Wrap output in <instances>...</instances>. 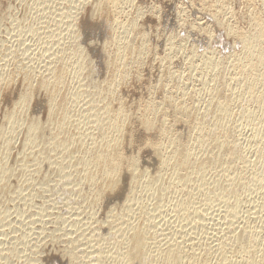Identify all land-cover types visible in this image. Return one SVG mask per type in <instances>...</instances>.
<instances>
[{"label":"rangeland","instance_id":"rangeland-1","mask_svg":"<svg viewBox=\"0 0 264 264\" xmlns=\"http://www.w3.org/2000/svg\"><path fill=\"white\" fill-rule=\"evenodd\" d=\"M96 1L0 0V81H4L0 82V169L2 170V165L5 164L9 166V170H13L11 173L14 172V175L10 173L9 179L6 177L9 190L0 187L3 191H0V264H138L131 262L124 252V237L134 224L136 227L144 225L142 228L147 229L148 233L151 232L148 236L153 233L149 245L152 249H158L167 237L178 247L183 245L180 247L184 248L183 255L190 256L188 253L196 250L197 254H200L201 251L207 249V252L211 248V253H208L214 263L246 264L244 256L231 253L230 248L221 244L226 236L232 235L233 227L238 225L240 227L234 230L249 226L254 228L253 230L256 229L260 236H264V112L262 114L259 106L264 102V91H260L262 88L264 90V71L259 67V70L263 71L262 79L260 77L262 84L258 80L257 86L254 87V90H257H252V94L247 86L248 71H244L247 66L242 60L246 49L244 51V43L242 44L240 39V33L257 32L255 25L258 20L260 21L257 23L264 22V0H122V6L119 5L117 13L113 15L106 14L108 12L105 8L101 9L103 12L95 9ZM113 18L120 19L116 27ZM255 18L257 20L253 26ZM129 19L131 21L128 24ZM251 28L253 29L250 30ZM122 42H128L124 45L125 53L122 50L128 57L117 62L118 58L114 55H117L118 44ZM141 44L145 46L143 45L140 57H137L134 46ZM127 53L129 55H126ZM239 53L242 54L240 57ZM237 59H241L244 65L241 66V60ZM233 60L235 64L240 63L236 64L238 69ZM117 64L121 65L118 67ZM212 64L214 66H211ZM52 66L57 67V70L59 68L57 74L61 71L65 73L61 74L64 82L61 80L60 86L56 85L53 72L51 73L54 77H48L52 75L48 71L50 68L54 69ZM120 67H123L125 71H121L126 73L123 74ZM119 73L124 75L123 79H119ZM7 77H11V81ZM43 77L50 80L51 85L43 86L39 83ZM53 82L59 87L58 92L60 91L59 94L56 92V104L54 101L53 105L64 109L62 112L59 110V117L65 111V114H61V119L66 116L60 122L62 126L64 122L63 127L55 124L57 129L54 122H51L52 119H48V102L52 95ZM241 84L246 85L244 87ZM245 89H249V93ZM25 90L31 92V99L23 102L17 97L23 95L20 92ZM246 94H250L251 98L247 99ZM258 94L263 95L261 100L257 99ZM119 98L123 102L125 112H131L126 113L127 117H130V120L127 118L130 123L126 121L127 125L123 127H130V124L132 127L126 128L127 130L124 128L126 131L123 129L126 137L123 135L125 139L122 138L121 147L124 150L123 155L127 154V158L125 156L122 162L117 185L98 200L95 193L93 195L96 184L87 179L85 165L81 159L87 154L91 155L89 149L95 146L102 134L108 132L106 127L103 128V125L107 124L105 106L110 102L111 106L116 108ZM220 98L221 101L228 98L232 101L230 112L224 117L218 115V106L215 105ZM59 100L62 101V104L59 103L61 107L57 103ZM170 101L176 103L172 104ZM183 101L192 109L180 105V102L184 104ZM163 104L168 112L163 109ZM12 109L19 112L15 110L13 114H9L8 110L12 112ZM186 110L188 112L184 113ZM151 111L152 115H149ZM146 112L151 118H155L149 119ZM194 112L199 121L193 117ZM5 113H8L7 116ZM178 113L183 115H177ZM161 114L166 118L165 121L162 120ZM165 114L168 116L165 117ZM31 118L33 121L39 119L42 135L40 127H37L38 132L36 133V129V134L30 135L38 139L35 141L32 137L26 145V138L31 137L28 134ZM144 118L153 121L154 125L150 122L147 126ZM192 118L195 122L191 124ZM7 119H10L12 124ZM161 122H168V126L162 123L163 127ZM47 124H50L51 128ZM152 125L153 127H150ZM160 127L166 131L163 132L162 129L160 132ZM55 130L57 134V130L63 132H59L61 137L67 135L69 142L67 148L64 146L66 149L60 145L64 150L58 145L57 148L54 144L51 146V140L54 141L52 137L56 136ZM199 130L201 133L207 132L206 142L201 145L197 143V137L201 135ZM131 131L132 139L127 134ZM60 134L57 136L60 137ZM172 134L176 137L171 136ZM43 135L45 137H42ZM169 136L173 137L169 140H182L198 157L209 154L210 160L203 173L197 171L198 164L193 156V165L191 170L188 169V173L185 169H178L181 173L179 175L178 170V173H174L170 169L172 166H160V160L154 155L152 146L162 142L164 145H158L159 151H163L162 154L167 152V156L172 149L171 143L168 142ZM6 138L10 140V144L6 142ZM71 138L73 142L70 141ZM39 139H42V142ZM44 139H47V142L50 140L47 145H44ZM70 142L73 144V151ZM167 143H170L171 148ZM233 143L238 144L243 161L239 156L229 160L222 157L221 152ZM133 155L137 157L135 162L138 164L135 163L137 168L134 171L139 173L134 183L129 180L132 171L128 169ZM129 156H132L131 160ZM129 174L131 176L127 179ZM148 174L152 175V178ZM148 177H155L154 181L157 180L158 185H148ZM126 228L128 229L125 230ZM174 235L178 240L173 238ZM179 240L182 242L180 246ZM71 248L77 256L74 259H70L67 253ZM199 249L201 251H198ZM220 250L226 251V256L221 254ZM186 255L183 256L185 261L189 258ZM145 259L155 260V256L147 253ZM212 261L210 262L213 263Z\"/></svg>","mask_w":264,"mask_h":264},{"label":"bare ground","instance_id":"bare-ground-1","mask_svg":"<svg viewBox=\"0 0 264 264\" xmlns=\"http://www.w3.org/2000/svg\"><path fill=\"white\" fill-rule=\"evenodd\" d=\"M204 1V0H203ZM211 1V0H210ZM122 0H97L96 1V3H97V5H95L94 7H95V9H98V11H100L102 8H105L106 9V11L108 12V13H106V14H112L113 15V13H117V9L119 8V5H121L122 4ZM121 3V4H120ZM201 3V2H200ZM199 3V4H200ZM203 3V2H202ZM201 3V4H202ZM204 5V4H203ZM206 5V4H205ZM122 6V5H121ZM120 6V7H121ZM218 6V5H217ZM221 6V5H220ZM230 6V5H229ZM249 6V5H248ZM93 7V8H94ZM201 7V6H200ZM230 8V7H229ZM100 9V10H99ZM104 9V10H105ZM121 9V8H120ZM227 9V8H226ZM211 10V9H210ZM224 10V9H223ZM102 11V10H101ZM96 13H97V11H95ZM103 12V11H102ZM214 12H216V11H214ZM250 12V11H249ZM98 13H100V12H98ZM121 13V12H120ZM127 13V12H126ZM213 13V12H212ZM217 13V12H216ZM230 13V12H229ZM119 14V13H118ZM215 14V13H214ZM250 14V13H249ZM101 15V14H100ZM117 15V14H116ZM213 15V14H212ZM115 16V15H114ZM113 16V17H114ZM103 17H105V16H103ZM132 17V16H131ZM102 18V17H101ZM115 18H116V16H115ZM115 18H113V19H115ZM119 17H118V15H117V19H118ZM127 18H128V16H127ZM134 18H136V17H134ZM185 18V17H184ZM224 18V17H223ZM117 19H115V20H113L114 22H115V25H114V27H116V25H118V21L120 20H117ZM225 19V18H224ZM263 19V18H262ZM102 20V19H101ZM111 20V19H110ZM257 19L255 18V20L253 21V26H254V22L256 21ZM103 21V20H102ZM124 21V20H123ZM130 19H129V21H128V24L130 23ZM200 21H201V19H200ZM219 21V20H218ZM227 21V20H226ZM258 21H260V20H258ZM257 21V22H258ZM230 22V21H229ZM256 22V25H255V27H257L256 28V30H257V34L255 35V34H250V33H248L247 31H245V33L246 34H242V33H240L241 34V43L243 42L244 43V46L243 47H245L244 48V51H245V49H246V51H245V55H244V59H242V60H244V63H245V66H247L246 67V69L247 70H244V71H248L247 73H248V76L246 77L247 79H248V82H247V86H248V88L250 89V92L252 93V90H254V87L255 86H257L256 84H258L257 82H259L260 81V77L264 74H262L261 75V73L264 71V22L263 21H261L260 23H257ZM113 23V22H112ZM120 23H121V21H120ZM231 23V22H230ZM132 24H135V23H132ZM137 24V23H136ZM208 24V23H207ZM228 24V23H227ZM140 25V24H139ZM200 25V24H199ZM122 26V25H121ZM195 26V25H194ZM248 26V25H247ZM114 27H113V29H114ZM118 27V26H117ZM124 27V26H123ZM137 27V26H136ZM237 27V26H236ZM255 27H254V29H255ZM242 28V27H241ZM236 30H237V28H235ZM253 28H251L250 30H252ZM205 30V29H204ZM239 30V29H238ZM209 31V30H208ZM228 31V30H227ZM242 31V30H241ZM213 32V31H212ZM236 32V31H235ZM244 32V31H243ZM142 33V32H141ZM237 33V32H236ZM251 33H253V31L251 32ZM142 35H143V33H142ZM171 37V36H170ZM209 37V36H208ZM166 38V37H165ZM172 39V38H171ZM121 40V39H120ZM124 40V39H123ZM123 40H121V41H123ZM119 42V41H118ZM117 42V43H118ZM123 42H126V40L125 41H123ZM123 42H122V44L121 43H119L118 45H119V47H118V49H117V55H114V56H117V62H119L120 60L119 59H123V60H121V61H124V58L125 57H128V56H125V51H124V48H125V46L127 45V43H124L123 44ZM142 42V41H141ZM116 43V42H115ZM242 43V44H243ZM134 44V43H133ZM144 44H145V42H144ZM143 44V45H144ZM125 45V46H124ZM132 45V44H131ZM135 45V44H134ZM143 45L141 44V45H139L138 47H136V46H134L135 47V52H136V56L138 57L143 51H142V49H143ZM147 45V44H146ZM173 45V44H172ZM117 46V45H116ZM124 46V47H123ZM145 46V45H144ZM175 46V45H174ZM128 47H129V45H128ZM127 48V47H126ZM133 48V47H132ZM131 48V49H132ZM171 49V48H170ZM243 49V48H242ZM124 51V53H123V51ZM128 50H129V48H128ZM132 52L134 51V49L133 50H131ZM126 52H127V49H126ZM131 52V53H132ZM195 52V51H194ZM242 52V51H241ZM130 53V54H131ZM200 53V52H199ZM236 53V52H235ZM133 54V53H132ZM194 54V53H193ZM244 54V53H243ZM126 55H129L128 53L126 54ZM144 55V54H143ZM240 55H242L241 53H239V57H240ZM113 56V57H114ZM132 56V55H131ZM136 56H135V60H136ZM208 56V55H207ZM237 57H238V54L236 55ZM140 57V56H139ZM236 57V58H237ZM238 57V58H239ZM241 57V58H242ZM166 58V57H165ZM116 59V58H115ZM125 59H127V58H125ZM130 59V58H129ZM132 59V58H131ZM142 59V58H141ZM163 59V58H162ZM187 59V58H186ZM191 59V58H190ZM225 59V58H224ZM235 59V58H234ZM164 60V59H163ZM183 60V59H182ZM241 60V59H240ZM239 59H237V61H240ZM242 60H241V66H243L244 65V63L242 62ZM127 61V60H126ZM138 61V60H137ZM143 61V60H142ZM115 62H116V60H115ZM128 62V61H127ZM212 62V61H211ZM211 62H209L210 64H211ZM215 62V61H214ZM213 62V63H214ZM61 63V62H60ZM124 63V62H123ZM137 63V62H136ZM142 63V62H141ZM216 63V62H215ZM228 63H229V61H228ZM231 63V62H230ZM233 63H234V60H233ZM240 63H236L237 65L239 64L240 65ZM55 64V63H54ZM125 64V63H124ZM170 64V63H169ZM208 64V63H207ZM209 64V65H210ZM217 64V63H216ZM216 64H215V66H216ZM235 63H234V65H236ZM118 65V64H117ZM119 65H121V64H119ZM119 65H118V67H119ZM237 65H236V67H237ZM182 66V65H181ZM189 66V65H188ZM211 66H214L213 64L211 65ZM52 67H54V66H52ZM59 67V66H58ZM178 67V66H177ZM232 67V66H231ZM259 67L263 70V71H261V70H259ZM57 68V67H56ZM55 67H54V69H55V71H54V69L53 68H50L48 71H50V74H52L51 72H53V74L56 76L55 77V82H56V85L58 84L59 86L61 85L60 83H62V81L64 82V80H62L64 77L61 75V74H65V73H63V71H61L60 72V74H57V73H59V68H58V70L56 69ZM64 68V67H63ZM123 68V67H122ZM121 67H120V71H121V69H122ZM126 68V67H125ZM212 68V67H211ZM240 68V67H239ZM119 69V68H118ZM212 69H214V68H212ZM237 69H238V67H237ZM60 70H61V68H60ZM117 70V69H116ZM115 70V71H116ZM123 71H125L124 69H122ZM172 70V69H171ZM181 70V69H180ZM241 71H242V69H240ZM47 71V72H48ZM119 71V70H118ZM119 71V72H120ZM231 71V70H230ZM55 72V73H54ZM65 72V71H64ZM122 72V71H121ZM120 72V73H121ZM238 72H240V71H238ZM119 73V74H120ZM123 73V72H122ZM124 73H126V72H124ZM123 73V74H124ZM245 73V72H244ZM46 74V73H45ZM48 74V73H47ZM53 74L50 76H48V77H54L53 76ZM116 74V73H115ZM114 74V75H115ZM123 74H120L119 76V79H123L124 78V75ZM129 74V73H128ZM240 74H242V76L244 75L242 72L240 73ZM224 75V74H223ZM236 75V74H235ZM245 75H247L246 73H245ZM117 76H118V74H117ZM172 76V75H171ZM264 76V75H263ZM46 77L47 76H45V79H46ZM63 77V78H62ZM114 77V76H113ZM8 78V77H7ZM10 78V79H9ZM8 78V80H10L11 81V77H9ZM28 78V77H27ZM118 78V77H117ZM178 78V77H177ZM26 79V78H25ZM44 79V77L41 79V81L39 82V83H41L43 86H49V85H51V84H49V82H50V80H45ZM50 79V78H49ZM261 79H262V77H261ZM3 80H5V78L3 79ZM62 80V81H61ZM180 80V79H179ZM244 80H245V78H244ZM259 80V81H258ZM262 80H264V78L262 79ZM261 80V81H262ZM7 81V80H6ZM26 81L28 82V79H26ZM53 81V80H52ZM123 81V80H122ZM224 81V80H223ZM261 81H260V83H261ZM0 82H4V81H2V79H1V81ZM8 82V84H9V81H7ZM113 82V81H112ZM111 82V83H112ZM119 82H121V80H119ZM162 82V81H161ZM226 82V81H225ZM228 82V81H227ZM2 83L0 84V86H2ZM29 83H30V80H29ZM32 83V82H31ZM50 83H52V82H50ZM110 83V84H111ZM40 84V85H41ZM55 83L53 82V84L52 85H54ZM117 84V83H116ZM166 84V83H165ZM167 84H168V86H169V83L167 82ZM166 84V85H167ZM262 84V83H261ZM28 85V84H27ZM31 84H29V86H30ZM41 85V86H42ZM64 85V84H63ZM175 85V84H174ZM185 85V84H184ZM221 85V84H220ZM245 85L246 84H241V86H244L245 87ZM5 86H7V84L5 85ZM5 86H4V88H5ZM55 86V85H54ZM52 86L53 87V91H52V95L51 94H49V95H51L49 98V102H48V104H50V105H48V109H49V107H50V110H49V115H50V117H48V119L49 118H51L52 120H51V122H54V125L56 124H62V123H60V122H62L63 120V118L65 117L66 118V116L64 115V117L61 119V116H63V115H61V114H65V111H63L64 113H61L62 112V110H64V109H62L61 110V108H58V106L57 105H55L56 104V101H55V94H56V92H58V88H57V86ZM112 86V85H111ZM259 86H261L260 84H259ZM258 86V87H259ZM114 87V86H113ZM165 87V86H164ZM244 87H243V89H244ZM26 88V87H25ZM24 88V89H25ZM61 88H63V86L61 87ZM60 88V90H62ZM179 88V87H178ZM2 89V88H1ZM0 89V90H1ZM33 89V88H32ZM45 89V88H44ZM103 89V88H102ZM101 89V90H102ZM111 89H112V87H111ZM173 89V88H172ZM217 89V88H216ZM248 89V90H249ZM256 90H257V88H255ZM260 89V87L258 88V90ZM247 92H248V90L247 89H245ZM245 90H243V93H244V91ZM256 90H254V91H256ZM33 91V90H32ZM104 91H105V89H104ZM184 91V90H183ZM260 91H264L263 90V88L260 90ZM51 92V91H50ZM60 92V91H59ZM59 92H58V94H59ZM112 92V91H111ZM175 92V91H174ZM182 92V91H181ZM20 93H23V95L22 94H20V95H18V96H20V97H17V99L18 98H21L22 99V101L23 102H25V101H28V99L30 98L31 99V97H30V94H31V92H29V90H25V92H20ZM102 93V92H101ZM100 93V95H102ZM106 93V92H105ZM110 93V92H109ZM178 93V92H177ZM184 93H185V91H184ZM242 93V94H243ZM246 93V92H245ZM249 93V92H248ZM250 93V94H251ZM258 93H262V92H258ZM116 94V93H115ZM172 94V93H171ZM248 95V94H246L247 96H248V98L247 99H249V98H251V95L253 94H251V95ZM262 94H264V92L262 93ZM21 95H22V97H21ZM62 95V94H61ZM104 95V94H103ZM111 95V94H110ZM112 95H113V92H112ZM236 95V94H235ZM239 95H241L240 93H239ZM256 95H257V93H256ZM260 94H258V96H259ZM60 96V95H59ZM114 96V95H113ZM169 96H170V94H169ZM242 96V95H241ZM255 98H257L255 95H253ZM252 96V97H253ZM261 96H263V95H261ZM261 96H259L257 99H260L261 98ZM62 97H63V95H62ZM61 97V98H62ZM105 97V96H104ZM111 97V96H110ZM115 97V96H114ZM185 97V96H184ZM216 97V96H215ZM243 97V96H242ZM14 98V97H13ZM56 98H57V95H56ZM64 98V97H63ZM62 98V99H63ZM112 98V97H111ZM172 98V97H171ZM217 98V97H216ZM215 98V99H216ZM219 98V97H218ZM241 98V97H240ZM239 98V99H240ZM65 99H66V97H65ZM122 99V98H121ZM174 99V98H173ZM180 99V98H179ZM254 99V98H253ZM262 99V98H261ZM260 99V100H261ZM61 100V99H60ZM59 100V102H57L58 103V105L61 107L62 105H60V104H62V101H60ZM171 100V99H170ZM222 100V98H220V100H218L217 99V101H216V103H215V105H217L218 106V108H217V111H218V115H221V117H224V116H226L227 114H228V112H230L229 111V107L231 106L230 105V99L228 98V99H226L225 101H221ZM251 100V99H250ZM255 100V99H254ZM260 100H258V101H260ZM264 100V99H263ZM20 101V100H19ZM54 101H55V104L53 105V103H54ZM63 101H64V99H63ZM122 101H123V99H122ZM150 101V100H149ZM179 101V100H178ZM214 101V100H213ZM256 101V100H255ZM254 101V102H255ZM21 102V101H20ZM61 102V103H60ZM117 106H116V108L115 107H113V106H111V104L112 103H110L109 102V104L108 105H106L105 107V113L107 114V124H106V126L105 125H103V128H105L106 127V129L108 130V132H107V130H105L107 133L106 134H102V136L100 137V139L98 140V142L95 144V146L93 147V148H91V149H89V151H91V155H88V157H86L85 155V158H82L81 159V161L83 162L82 164L83 165H85V170H86V173H87V176H88V178H87V176H86V178L88 179V180H90L91 179V182L90 183H92V184H96V186H95V188L94 187H92V189L93 190H95V192H93V195H94V193H95V197H96V199L98 198V200H99V197H102L104 194H106L107 192H109L110 190L112 191V189L117 185V183H118V176H121V175H119V173H120V170L122 169L121 167H122V162H123V160H124V157L127 155H123V152H122V150L123 149H121V147H123L122 146V138H123V135H124V131H123V129L125 128H130V127H132L131 126V124H130V127H123V126H125V124H126V121H127V116L128 115H126V113L127 112H125L126 110H125V107H123L124 105L122 104L123 102H121L120 101V98L119 99H117ZM162 102V101H161ZM170 102H172V104H175V103H173L174 101H170ZM184 102V101H183ZM187 102V101H186ZM232 102V101H231ZM234 102V101H233ZM243 102H245V101H243ZM252 102V101H251ZM262 102V101H261ZM14 103H16V102H14ZM22 103V102H21ZM21 103L19 104V106H21ZM60 103V104H59ZM63 103H65V102H63ZM182 102H180V105H183V106H186L185 105V102H184V104L182 103ZM17 105H18V101H17V103H16ZM15 104V105H16ZM23 105H24V103H22ZM26 104V103H25ZM107 104V103H106ZM147 104V103H146ZM155 104V103H154ZM170 104V103H169ZM171 104V105H172ZM179 104V103H178ZM233 104V103H232ZM258 105H259V103H257ZM256 104V105H257ZM160 105V104H159ZM164 105V104H163ZM169 106V107H171L172 108V106ZM177 105V104H176ZM179 105V106H180ZM246 105V104H245ZM18 106V107H19ZM25 106V105H24ZM57 106V107H56ZM64 106H66L65 104H64ZM148 106H149V104H148ZM151 106V105H150ZM154 106V105H153ZM162 106V105H161ZM166 105H164V107H163V109H165L166 107H165ZM168 106V105H167ZM179 106H177V107H179ZM183 106H182V108H183ZM189 106V105H188ZM251 106V105H250ZM259 106H261L260 108H261V110H262V114H263V112H264V102H262L261 103V105H259ZM157 107V106H156ZM158 107H160V106H158ZM176 107V106H175ZM187 107V106H186ZM12 108V107H11ZM13 108H14V105H13ZM64 108V107H63ZM128 108H129V106H128ZM149 108V107H148ZM147 108V111L149 110ZM162 108V107H161ZM160 108V109H161ZM182 108L180 109L179 108V110L181 111L182 110ZM188 109H190V107H187ZM231 108V107H230ZM248 108V107H247ZM23 109V108H22ZM66 109V108H65ZM156 109V108H155ZM154 109V110H155ZM185 109V108H184ZM192 109V108H191ZM190 109V110H191ZM250 109V108H249ZM16 110V109H15ZM14 110V111H15ZM25 110V109H24ZM59 110H61V114H60V117H59ZM139 110V109H138ZM145 110H146V108H145ZM152 110H153V108H152ZM159 110V109H158ZM166 110V109H165ZM164 110V111H165ZM174 110H175V108H174ZM173 110V111H174ZM177 110V109H176ZM175 110V111H176ZM189 110V111H190ZM194 110V109H193ZM260 110V111H261ZM7 111V110H6ZM9 111V114H13V109H12V112H10V110H8ZM7 111V112H8ZM16 111H18V110H16ZM127 111H128V109H127ZM137 111V110H136ZM157 111V110H156ZM163 111V112H164ZM183 111V110H182ZM181 111V112H182ZM19 112V111H18ZM152 112L153 111H151V114L149 113V115H152ZM166 112H168L167 110H166ZM171 112V111H170ZM179 112V111H178ZM186 112H188V110H186V111H184V113H186ZM192 112V111H191ZM197 112H198V110H197ZM129 113H131V112H128L127 114H129ZM147 113V112H146ZM155 113V112H154ZM165 113V112H164ZM172 113V112H171ZM176 113V112H175ZM180 113V112H179ZM177 114V115H183V113L182 114ZM195 113V112H194ZM217 113V112H216ZM7 114L8 113H5V116H7ZM133 114H135V113H133ZM168 114V113H167ZM251 114V113H250ZM249 114V115H250ZM15 115V114H14ZM146 115H148V113L146 114ZM148 115V117H149V119L151 118L150 116ZM153 115H155V114H153ZM169 115V114H168ZM168 115H166L165 114V117L166 116H168ZM185 116H187L186 114H184ZM188 115H190L189 113H188ZM196 115V113L194 114V118H195V120H198L199 121V118L197 119V116H195ZM11 116V115H10ZM10 116H8L9 118H10ZM130 116V115H129ZM134 116V115H133ZM139 116V115H138ZM137 116V117H138ZM161 116H163L162 118V120H164L165 121V119H164V115H162L161 114ZM172 116V115H171ZM185 116H184V119H185ZM263 116V115H262ZM16 117V116H15ZM59 117V118H58ZM140 117V116H139ZM173 117V116H172ZM220 117V116H219ZM11 118H13V117H11ZM10 118V119H11ZM34 119H36L35 117H33ZM58 118V119H57ZM130 118V117H129ZM128 118V119H129ZM146 118V117H145ZM144 118V119H145ZM153 118H155V117H153ZM153 118H151V119H153ZM168 118V117H167ZM175 118H177V116L175 117ZM180 118V117H179ZM182 119H183V117H181ZM188 118H189V116H188ZM263 118V117H262ZM10 119H7V121H9V123H11L12 124V122H11V120ZM14 119V118H13ZM12 119V120H13ZM32 119V118H31ZM30 119V120H31ZM55 119V120H54ZM132 119V118H131ZM140 119H141V117H140ZM170 119V118H169ZM168 119V120H169ZM174 119V118H173ZM181 119V120H182ZM186 119H187V117H186ZM189 119H191V118H189ZM39 120V119H38ZM38 120H34L33 121V119H32V122L30 123V125H29V131H30V133H28L29 134V136H31V137H28V136H26V137H28V138H26V142H27V144H26V142H25V144L26 145H28V141H31V139H32V137H33V139H34V137L35 136H33V135H30V134H36L37 132H38V130L39 129H37V127H40L41 126V124L39 125V123H38ZM62 120V121H61ZM130 120V119H129ZM129 120L127 121L128 123H130L129 122ZM155 120V119H154ZM157 120V119H156ZM171 120V119H170ZM177 120H178V118H177ZM188 120V119H187ZM14 121V120H13ZM17 121H19L18 120V118H17ZM64 121H65V119H64ZM105 121V120H104ZM146 121V122H145ZM145 121L143 120V123L145 122V123H147L146 125L148 126V125H150V120L148 121L147 119H145ZM189 121V120H188ZM191 121V120H190ZM194 120H193V118H192V121L190 122L191 124H192V122H193ZM16 122V121H15ZM40 122V121H39ZM47 122H48V120H47ZM176 122V121H175ZM195 122V121H194ZM201 122V121H200ZM200 122H198V123H200ZM38 123V124H37ZM41 123V122H40ZM48 123H50V122H48ZM104 123V122H103ZM106 123V122H105ZM104 123V124H105ZM141 123V122H140ZM156 123H157V121H156ZM162 123H164V122H161L160 124H162ZM170 124H171V122H169ZM173 123V122H172ZM189 123V122H188ZM198 123H196V124H198ZM28 124H29V121H28ZM51 124V123H50ZM50 124H47V126H49ZM133 124V123H132ZM151 124H153L154 125V122L152 121L151 122ZM164 124H167V126H168V122L166 123H164ZM190 124V125H191ZM201 124V123H200ZM39 125V126H38ZM46 125V124H45ZM51 125H53V124H51ZM56 125H55V128H56ZM57 125V126H58ZM127 125V124H126ZM153 125L152 126H150V127H153ZM163 125V124H162ZM194 125V124H193ZM42 126H44V124L42 123ZM46 126V127H47ZM62 126V125H61ZM63 126H64V122H63ZM62 126V127H63ZM144 126V125H143ZM166 126V125H165ZM170 126V125H169ZM195 126V125H194ZM5 127V126H4ZM8 127V126H7ZM27 127V126H26ZM50 127V126H49ZM48 127V128H49ZM163 127H164V125H163ZM163 127H160L161 129L159 130L160 132H162L161 130L163 129H165V128H163ZM172 127V126H171ZM170 127V128H171ZM200 127V126H199ZM3 128V127H2ZM9 128V127H8ZM44 128H45V126H44ZM51 128V127H50ZM159 128V127H158ZM168 127H166V129H167ZM204 128V127H203ZM36 129H37V131H36ZM57 129V128H56ZM124 129V130H125ZM147 130H148V127L146 128ZM201 129H202V127H201ZM0 130H1V128H0ZM6 130V129H5ZM28 130V129H27ZM51 130H53V129H51ZM60 130H62V128H60ZM60 130H57L58 131V134L56 133V130H55V134H56V136H53L52 138H54V141H53V139L51 140L50 138H48V139H50L51 140V142H50V144H51V146L54 144V146L56 145V147L55 148H57V145H58V147H59V145L60 146H66V148H67V145H68V138H66V136H64V137H61V134L59 133V132H62V131H60ZM127 130V129H126ZM125 130V131H126ZM171 130V129H170ZM197 131H198V129H196ZM204 130V129H203ZM3 131H4V129H3ZM36 131V133H34ZM68 131V130H67ZM66 131V132H67ZM166 130H164L163 132H165ZM167 131H169V129H167ZM201 130H199V132H200ZM42 132V130H41V127H40V133ZM49 132H50V130H49ZM65 132V131H64ZM189 132V131H188ZM187 132V133H188ZM4 133H6L5 131H4ZM3 133V134H4ZM43 133L45 134V132L43 131ZM63 133V132H62ZM168 133V132H167ZM170 133H172V132H170ZM170 133H168V134H170ZM178 133V132H177ZM190 133V132H189ZM201 133V132H200ZM2 134V135H3ZM39 134V133H38ZM37 134V135H38ZM60 134V137L59 136H57V135H59ZM88 134V133H87ZM127 134H129V136H130V138L132 137V131H131V133H127ZM165 134V133H164ZM195 134V133H194ZM41 135H42V133H41ZM40 135V136H41ZM71 135H72V133H71ZM70 135V136H71ZM190 135V134H189ZM198 135V134H197ZM206 135H207V132H206V134H205V131L204 132H202L201 133V135H199V137H197V138H199V140H198V144L199 145H201V144H204L205 142H206ZM39 136V135H38ZM47 136H48V134H47ZM50 136V135H49ZM125 136V135H124ZM168 136V135H167ZM171 136H173V134L171 135ZM171 136H169V138H168V142H170V143H167L168 144V146H172V149H170L169 151H171L170 153H168V155L166 156V153H164V154H162L163 153V151H162V153L159 151V147H158V145H162V142H160V144L159 143H157V144H155V145H153L152 147V149H153V151H155L154 152V155L155 156H157V158H159V160H160V166L161 165H163L164 167H167L168 168V166H172V168H170V169H172V171L174 172V173H178L177 172V170L178 169H185L186 171H187V173H188V171L189 170H191V168H192V165H193V159H192V156H193V158H194V160H195V162L198 164V168H197V171L198 172H201V173H203L204 171V167H206V165H208L207 163H208V161L210 160V156H209V154H203V155H201V156H196V154L193 152V150L187 145V144H183L184 142H182V140L180 141V140H177V141H175V140H169L170 138L171 139H173V137L175 138L176 136H173V137H171ZM188 136V135H187ZM42 137H45V135H43ZM41 137V138H42ZM73 137V136H72ZM126 137V136H125ZM164 137V136H163ZM178 137V136H177ZM195 137H196V135H195ZM40 138V137H39ZM179 138V137H178ZM36 139H38V137L37 138H35L34 140L36 141ZM123 139H125V138H123ZM132 139V138H131ZM177 139V138H176ZM6 140H7V138H6ZM40 140V139H39ZM49 140V141H50ZM74 140V139H73ZM78 140V139H77ZM127 140H128V137H127ZM148 140V139H147ZM197 140V139H196ZM195 140V141H196ZM236 140V139H235ZM33 141V140H32ZM34 141V142H35ZM41 142H42V139L40 140ZM44 141H45V139H44ZM43 141V142H44ZM49 141L47 142V139H46V143H44V145L46 144H48L49 143ZM71 142H73L72 141V138H71V140H70ZM129 141H131V140H129ZM179 141L180 142H182V144L181 143H179ZM7 143L9 142V144H10V140L8 141H6ZM70 142V143H71ZM132 142V141H131ZM149 142V141H148ZM7 143H6V145H7ZM124 143V142H123ZM154 143H156V142H154ZM153 143V144H154ZM36 144H38L37 142H36ZM43 144V143H42ZM146 144V143H145ZM149 144L151 145L152 143L151 142H149ZM170 144V145H169ZM41 145V144H40ZM75 145V144H74ZM93 145H94V143H93ZM125 145V144H124ZM147 145V144H146ZM164 145V144H163ZM162 145V146H163ZM240 145V144H239ZM24 146V145H23ZM29 146H30V144H29ZM71 146H73V144L71 143L70 144V147ZM76 146H78V145H76ZM84 146V145H83ZM171 146H170V148H171ZM27 147V146H26ZM37 147V146H36ZM39 147V146H38ZM48 147V146H47ZM50 147V146H49ZM53 147V146H52ZM63 147H61V148H63ZM80 147V146H79ZM78 147V148H79ZM7 148H10V147H7ZM31 148V147H30ZM32 148H34V147H32ZM60 148V147H59ZM60 148V149H61ZM65 148V147H64ZM64 148H63V150H64ZM65 148V149H66ZM72 148V151L74 150L73 149V147H71ZM82 148V147H81ZM169 148V147H168ZM25 149V148H24ZM35 150H36V148H34ZM51 149H53V148H51ZM51 149H50V151H51ZM68 149H69V147H68ZM26 150H27V148H26ZM41 150V149H40ZM43 150V149H42ZM56 150V149H55ZM59 150V149H58ZM57 150V151H58ZM31 151H34V150H32L31 149ZM30 151V152H31ZM61 151V150H60ZM69 151H71V149L69 150ZM77 151V150H76ZM79 151H81V149H79ZM78 151V152H79ZM124 151V150H123ZM168 151V152H169ZM52 152V151H51ZM137 152H138V150H137ZM45 152H42V154H44ZM48 153H50V152H48ZM74 153V152H73ZM90 153V152H89ZM47 154V153H46ZM80 154H82V152L80 153ZM48 155V154H47ZM50 155V154H49ZM62 155V154H61ZM221 155H222V157L223 158H225V159H227V160H229V159H234V158H236V156H239V158L243 161V156L241 155V151H240V148H239V146H238V144L236 143H233L232 145H230L229 147H227V149H224L222 152H221ZM40 156V155H39ZM42 156V155H41ZM46 156V155H45ZM44 156V158L46 159V157ZM58 156H59V154H58ZM73 156H75V154L73 155ZM82 156V155H81ZM80 156V157H81ZM84 156H82V157H84ZM18 157V156H17ZM54 157V156H53ZM61 157V156H60ZM130 157H132V156H129V159L131 160L132 158V160L130 161V163H129V167H128V169H129V171L132 173V177H128V176H131V174H129V175H127V179L129 178V180L131 179V181L134 183L135 181H136V179H137V174H139V173H135V168H137V167H135L136 165H138L136 162H135V159H137V157L136 156H134L133 155V157L132 158H130ZM136 157V158H135ZM139 157V156H138ZM154 157V156H153ZM1 158V157H0ZM3 158V157H2ZM34 158V157H33ZM35 158H36V156H35ZM43 158V159H44ZM49 158H50V156H49ZM48 158V159H49ZM59 158V157H58ZM73 158V157H72ZM125 158H127V156L125 157ZM156 158V159H157ZM37 159V158H36ZM39 159V158H38ZM51 159H53L52 157H51ZM158 160V159H157ZM3 161V160H2ZM32 161H34V159L32 160ZM38 161V160H37ZM36 161V162H37ZM40 161H42V160H40ZM49 161H50V159H49ZM55 161V160H54ZM25 162V161H24ZM56 162V161H55ZM54 162V163H55ZM77 162V161H76ZM75 162V163H76ZM38 163V162H37ZM49 163V162H48ZM71 163V162H70ZM135 163H136V165H135ZM2 164H3V162H2ZM34 164V163H33ZM32 164V165H33ZM39 164V163H38ZM41 164V163H40ZM80 164V163H79ZM128 166V165H127ZM0 167H1V164H0ZM4 167V168H3ZM9 167V166H8ZM8 167L5 165V164H3L2 165V170L0 171V187H1V189H5L6 191H7V188H8V190H9V187H8V185L9 184H7V180L9 179L8 178V176L9 175H14L13 173H11V171H13L11 168V170H9L8 169ZM35 167V166H34ZM75 167V166H74ZM178 167V168H177ZM39 168V167H38ZM41 168V167H40ZM140 168V167H139ZM162 168V167H161ZM190 168V169H189ZM127 169V170H128ZM158 169V168H157ZM156 169V170H157ZM163 169V168H162ZM189 169V170H188ZM205 169H207V168H205ZM138 170V169H137ZM2 171H3V173H2ZM146 170H144V172H145ZM165 171H166V169H165ZM169 171V170H168ZM179 171V170H178ZM124 172V171H123ZM122 172V173H123ZM126 172V171H125ZM157 172V171H156ZM155 172V173H156ZM163 172V171H162ZM181 172H182V170H181ZM11 173V174H10ZM154 173V172H153ZM158 173V172H157ZM183 173V172H182ZM190 173V172H189ZM84 174V173H83ZM126 174V173H125ZM128 174V173H127ZM145 174V173H144ZM144 174H142V175H144ZM179 175L181 174L180 173V171H179V173H178ZM184 174L186 175V172L184 171ZM183 174V175H184ZM149 175V174H148ZM162 175V174H161ZM184 175V176H185ZM188 175V174H187ZM186 175V176H187ZM140 176V175H139ZM150 176V175H149ZM152 176V175H151ZM150 176V178H152ZM165 176V175H164ZM183 176V177H184ZM8 179H7V178ZM82 177H83V175H82ZM85 177V176H84ZM156 177V176H155ZM154 177V179H156ZM149 178V177H148ZM149 178V179H150ZM173 178V177H172ZM181 178V177H180ZM7 179V180H6ZM81 179H83V178H81ZM120 179V178H119ZM154 179H150V180H148V182L150 183V184H148V185H151V187L153 186V184H154V186L157 184V180L156 181H154ZM158 179V178H157ZM182 179H188V178H182ZM166 180V179H165ZM11 181V180H10ZM82 181V180H81ZM94 183H93V182ZM140 181V180H139ZM88 182V181H87ZM9 183V182H8ZM11 183V182H10ZM130 183V182H129ZM163 183V182H162ZM139 184V183H138ZM142 184H144V183H142ZM161 184V183H160ZM89 185V184H88ZM91 185V184H90ZM135 185V184H134ZM158 185V184H157ZM93 186V185H92ZM132 186V185H131ZM130 186V187H131ZM148 187V186H147ZM139 188V187H138ZM153 188H155V187H153ZM0 189V191H2ZM92 190V191H93ZM135 190V189H134ZM133 191V190H132ZM149 191V190H148ZM3 192V191H2ZM1 192V193H2ZM128 192V191H127ZM130 192H131V189H130ZM3 195V194H2ZM92 195V196H93ZM109 195V194H108ZM105 196V195H104ZM228 197V196H227ZM95 199V200H96ZM97 200V201H98ZM3 201V200H2ZM96 202V201H95ZM126 204H127V202H126ZM128 206H129V204H128ZM184 207V206H183ZM204 208V207H203ZM195 210H196V208H195ZM195 212V211H194ZM197 212V211H196ZM199 212V211H198ZM202 213V212H201ZM201 213H200V215H201ZM125 215V214H124ZM202 217V216H201ZM128 218V217H127ZM199 218V217H198ZM202 219V218H201ZM216 219V218H215ZM249 219V218H248ZM247 219V220H248ZM197 220V219H196ZM127 221V220H126ZM190 221V220H189ZM170 222V221H169ZM192 222H193V220H192ZM196 222V221H195ZM239 222V221H238ZM129 223V222H128ZM204 222H202V224H203ZM247 223H250V222H247ZM131 224V223H130ZM171 224V223H170ZM237 224V223H236ZM193 225V224H192ZM117 226V225H116ZM142 226H144V225H137V227L135 226V224L133 225V226H130V227H132V228H126L125 230H127V232H126V236L124 237V242L126 243V249H125V253H127V255L129 256V258H130V260H131V262H136V263H138V264H218V263H214L211 259H210V250H211V248L209 249V251H207L206 252V250L205 251H201L200 249L198 250V251H201V253L200 254H197L198 252H197V250L195 249L196 248V246L194 247V249L196 250V251H194V252H192V253H188V254H190V256H187L186 254V256L187 257H189L188 258V260H187V257H186V260L187 261H185V259H183L184 257H185V255H183V252H182V249L184 250V248H180L181 246L183 247V245H181L182 244V242L179 240V242H181V243H179V242H177V243H179L178 245L180 246V247H178L177 245H175L176 243H173V240L171 241V240H168V239H170V238H168L167 239V237L165 238V241H166V239L168 240V241H164L163 240V242H164V244H161V245H159L160 247H158V249H156V248H150V237L151 236H153V233L151 234V236H148V234L149 233H151L150 231H149V233H148V230L146 229H144V228H142ZM194 226V225H193ZM239 226V225H238ZM238 226H236V227H238ZM243 226V225H242ZM241 226V227H242ZM119 227V226H118ZM145 227V226H144ZM173 227V226H172ZM231 227V226H230ZM236 227H233V232H235L236 230H234V228H236ZM240 227V226H239ZM263 227V226H262ZM192 228V227H191ZM189 229V228H188ZM237 229V228H236ZM254 228H251V227H249V226H245V227H242L241 229H238L235 233H233L232 232V235H228V236H226V238H225V240H223V242H222V244L219 242V244L218 245H223V246H226V247H228V248H230V250L232 251L231 253H235V254H239V255H242V256H244L243 258H245V260H246V264H264V236H260L257 232H256V229L255 230H253ZM192 232V231H191ZM125 233V232H124ZM185 233V232H184ZM186 233H188V232H186ZM181 234V233H180ZM228 234V233H227ZM166 235V234H165ZM183 235V234H182ZM264 235V234H263ZM172 236V235H171ZM190 236V235H189ZM41 237H43V236H41ZM170 237V236H169ZM175 237V235L173 236V238ZM153 238V237H152ZM176 238V237H175ZM174 238V239H175ZM179 238V237H178ZM180 238H181V235H180ZM215 238V237H214ZM155 239V238H154ZM171 239H172V237H171ZM177 239V238H176ZM186 239H187V237H186ZM192 239V238H191ZM196 238H193V240H195ZM152 240V239H151ZM178 240V239H177ZM176 240V241H177ZM185 240V239H184ZM175 241V240H174ZM191 241V240H190ZM153 242H155V241H153ZM153 242H151V245H152V243ZM162 242V243H163ZM160 243V242H159ZM158 243V244H159ZM185 243V242H184ZM183 243V244H184ZM156 244V243H155ZM192 244V243H191ZM185 245V244H184ZM217 245V248L219 247ZM221 245H220V247H221ZM153 246V245H152ZM151 246V247H152ZM158 246V245H157ZM188 246V245H187ZM191 246V245H190ZM213 247H214V245H212ZM215 246H216V244H215ZM193 247V246H192ZM191 247V248H192ZM208 247V246H207ZM215 248V247H214ZM219 249H221V248H219ZM218 249V250H219ZM222 249H224L223 247H222ZM186 250V249H185ZM68 252V255H69V258L70 259H74V257L76 256V253L74 252V250L71 248V249H69V250H67ZM154 251V252H153ZM190 251V250H189ZM212 251V250H211ZM182 252V253H181ZM185 252V251H184ZM208 252H210V253H208ZM220 252H221V254H223V255H225L226 256V254H225V252H224V250H220ZM102 253V252H101ZM147 253H152L154 256H155V260H151V261H147L146 259H145V255L147 254ZM217 253V252H216ZM229 254V253H228ZM97 256H98V254H96ZM96 256V257H97ZM100 256V255H99ZM98 256V257H99ZM184 256V257H183ZM222 256V255H221ZM225 256H223L224 258H225ZM232 256V255H231ZM231 256H230V258H231ZM235 256V255H234ZM77 257V256H76ZM97 257V259H99ZM236 258V257H235ZM234 258V259H235ZM101 259V258H100ZM99 259V260H100ZM221 259V258H220ZM228 259H229V257H228ZM241 260H243L242 259V257H241ZM210 261H212L213 263H211ZM216 261V260H215ZM221 261V260H220ZM226 261V260H225ZM240 261V260H239ZM222 262H223V259H222ZM221 262V263H222ZM243 262H244V260H243ZM98 264V263H97ZM133 264V263H132Z\"/></svg>","mask_w":264,"mask_h":264}]
</instances>
